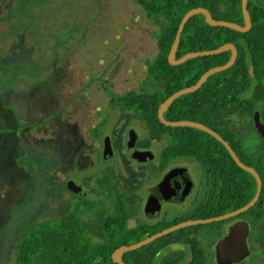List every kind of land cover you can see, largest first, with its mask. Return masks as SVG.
Here are the masks:
<instances>
[{"label":"rangeland","instance_id":"obj_1","mask_svg":"<svg viewBox=\"0 0 264 264\" xmlns=\"http://www.w3.org/2000/svg\"><path fill=\"white\" fill-rule=\"evenodd\" d=\"M166 27L162 17L157 23L145 18L134 0H0V264H15L22 234L66 217L74 202L103 205L83 212L88 234L101 233L104 220L95 219L114 211L98 189L101 172H112L117 189L158 173L168 139L154 138L118 100L141 91L146 63L158 53L154 34ZM222 124L264 163V140L252 115L231 111ZM132 130L136 148L149 151L152 160L128 155ZM106 137L113 148L108 165L101 162ZM173 163L193 174L201 170L192 159ZM193 181L197 186L198 178ZM69 183L84 197L73 194ZM193 205L167 220L181 218ZM138 207L134 217L142 216ZM254 258L241 264H262Z\"/></svg>","mask_w":264,"mask_h":264},{"label":"trees","instance_id":"obj_2","mask_svg":"<svg viewBox=\"0 0 264 264\" xmlns=\"http://www.w3.org/2000/svg\"><path fill=\"white\" fill-rule=\"evenodd\" d=\"M134 2L142 9L145 18L157 23L158 18L162 17L166 20L167 27L154 34L158 53L146 63L147 74L141 91L122 95L118 105L137 114L154 138L168 139V145L160 155L162 168L176 159H192L206 172L209 179L228 181L226 186L230 195L235 187L239 189L237 203L232 204L227 212L242 208L256 193L254 177L239 168L225 147L214 137L194 128L166 127L159 122L157 116L159 106L172 94L193 86L205 72L226 64L231 57V52L227 51L218 55L197 57L178 66L170 65L167 58L182 17L189 10L202 7L208 9L215 20L244 25L241 0ZM248 10L252 27L246 33L209 26L202 15H196L187 22L176 59L187 53L214 50L228 43L237 48L238 57L231 68L210 76L199 90L175 100L165 111L164 118L172 122L201 123L225 139L240 160L260 175L261 195L249 212L262 213L264 163L262 159L251 158L245 152L239 135L222 124L223 117L231 111L246 115L259 111L264 121V0H248ZM251 67L254 76L250 74ZM149 86L153 88L152 92H149ZM216 165H223V171H219ZM108 183L109 180L104 176L97 179V186L101 191L108 188ZM112 201L116 215L112 222L103 227V243H94L91 240L82 218L83 212L92 213L102 206L96 202H74L66 217L42 221L22 234L14 248L15 264H116L112 261L113 252L127 245L122 240V233L129 218V210L115 195L112 196ZM176 233L178 232L172 235ZM143 236L139 239L144 238ZM170 236L167 235L164 239ZM191 241L188 240V244H197ZM135 253L133 251L125 256Z\"/></svg>","mask_w":264,"mask_h":264},{"label":"flooded vegetation","instance_id":"obj_3","mask_svg":"<svg viewBox=\"0 0 264 264\" xmlns=\"http://www.w3.org/2000/svg\"><path fill=\"white\" fill-rule=\"evenodd\" d=\"M253 116L254 114L252 115V120ZM260 120L264 125L261 116ZM131 132H133V130L130 131L129 134ZM95 134L97 133H94V136ZM129 136L125 146L130 156L127 147ZM262 139L264 140V138ZM105 140L106 139H103L101 162L108 165L109 163L105 162L103 159ZM108 142L112 147L109 138ZM134 148L137 151H142L136 148V140ZM259 150L261 152L264 151V144L259 147ZM131 159L137 161L132 157ZM253 159L260 158L257 157ZM173 162L174 160L164 168H162L160 164L159 171L154 177H149L145 180H136L133 187L124 183V185H120L118 189L115 188L112 172L100 171L102 176L109 180L108 188L102 191H105L112 205H114L112 196L115 195L120 199L126 209L129 210V218L126 221V227L122 233V240L127 243L126 246L136 244L167 228L186 221H203L200 224L189 225L175 230L167 234L171 235L169 238L164 239L167 235L158 238L161 239L159 243H155L158 240L156 239L134 250L136 251L135 254L125 256L133 251L125 253L122 259L123 262L125 264H218V246L220 242L224 241L233 226L244 224L246 228L245 254L241 261L234 264H241L245 262L248 257L249 261H251L252 257H256L254 258L255 261H258V258L262 261V264H264V254H262L264 251V211L262 213L249 212L250 208L248 211L237 216L216 220L219 219L220 216L233 212H227V209H229L232 204L237 203L239 189L235 187L230 195V190L227 189L228 186H226L228 181L209 179V176L199 164L201 169L199 172L201 173L195 170L193 174L190 173L186 167L176 165ZM216 168L222 172L224 166L216 165ZM172 172L173 174L168 177ZM193 176L198 178L196 183L197 186L194 185ZM166 177L168 178L165 180ZM193 190L195 192L192 195ZM199 192H202L200 198L198 197ZM75 195L83 198L85 193L83 196L78 194ZM190 202L195 204L190 211L184 213L179 219L173 221L167 220L178 214V212L183 210V207L189 205ZM137 205H139V209H141L142 205V216L134 217L133 211L136 209ZM114 215L116 214L111 212L105 214L103 217L99 216L95 220H104L105 226L108 222L113 221ZM176 231L178 233L172 235V233ZM141 235H144V238L139 239ZM90 238L94 243H103L105 241L103 229L101 233L94 234L93 238L91 236ZM188 240H192L191 242L197 244H188ZM130 242L132 243L128 244Z\"/></svg>","mask_w":264,"mask_h":264},{"label":"water","instance_id":"obj_4","mask_svg":"<svg viewBox=\"0 0 264 264\" xmlns=\"http://www.w3.org/2000/svg\"><path fill=\"white\" fill-rule=\"evenodd\" d=\"M241 7H242V12H243V18H244V25H239L236 23H231V22H227V21H219V20H215L213 19L210 11L206 8H194L189 10L187 13H185V15L182 17L179 25H178V29L176 32V36L174 39V42L171 46V49L169 51L168 54V63L172 66H178L181 65L183 63H185L188 60L197 58V57H204V56H213V55H218L221 54L223 52H227L230 51L231 52V57L230 60L221 66H217V67H213L211 69H209L207 72H205L200 79L197 81L196 84H194L193 86H189L186 87L184 89H181L177 92H175L174 94H172L168 99H166V101H164L158 108V112H157V116H158V120L161 124H163L166 127H173V128H177V127H189V128H194V129H198L200 131H203L207 134H209L210 136L214 137L218 142H220L225 149L228 151L230 157L232 158V160L235 162V164L241 168L242 170L248 172L249 174H251L255 181H256V193L254 195V197L252 198V200L247 203L245 206H243L242 208L235 210L233 212L227 213L223 216H220L219 219L216 220H221V219H226V218H230L233 216H237L241 213H244L246 211H248L250 208H252L259 200L260 195H261V191H262V181L260 178V175L257 173V171L255 169H253L252 167L247 166L246 164H244L240 158L237 156L236 152L232 149V147L230 146V144L223 139L217 132L213 131L212 129L208 128L207 126L198 123V122H193V121H167L164 118V113L165 111L172 105V103L177 100L178 98L190 94V93H194L197 90H199L204 83L207 81V79L216 74V73H220L223 71L228 70L229 68H231L238 57V51L237 48L233 45V44H225L220 46L217 49L214 50H210V51H202V52H192V53H187L184 56H182L180 59H176V53L179 47V43L183 34V30L185 28V25L187 24V22L194 16L196 15H202L206 21V23L209 26H213V27H224V28H228V29H232L234 31L240 32V33H246L248 31H250L252 24H251V18H250V14H249V10H248V0H241ZM250 74L252 76H254L253 74V68L251 67L249 69ZM253 122H254V127L256 129V131L258 132V134L264 138V125L260 120V114L259 112H255L254 116H253ZM135 140H136V135L134 132L130 133L129 136V142L127 144L128 147V152L130 154V156L134 159H136L137 161L140 162H144V161H149L153 159V155L149 152V151H137L135 150L134 146H135ZM113 158V150L112 147L110 145V143L108 142V138H106L105 140V145H104V151H103V159L105 162H110L111 159ZM173 174V172L171 174H169L168 177H170ZM166 177L165 180L168 178ZM68 188L71 192L81 195L83 196V190L81 188H79L78 186H76L74 183H69L68 184ZM203 221H186L177 225H174L170 228H167L153 236H150L136 244L130 245V246H121L118 249H116L113 254H112V261L116 264H125L123 262V255L127 252L130 251H134L137 250L138 248L145 246L151 242H153L154 240L161 238L175 230H178L180 228L183 227H187L189 225H195V224H200ZM245 226L244 224H237L235 226H233L230 229V232L228 234V236L224 239L223 242H220L219 246H218V264H234V263H238L239 261H241L244 257L245 254Z\"/></svg>","mask_w":264,"mask_h":264}]
</instances>
